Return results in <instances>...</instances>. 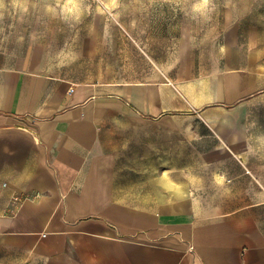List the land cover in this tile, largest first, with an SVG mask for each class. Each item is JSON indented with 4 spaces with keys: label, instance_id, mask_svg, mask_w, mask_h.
Returning <instances> with one entry per match:
<instances>
[{
    "label": "crops",
    "instance_id": "1",
    "mask_svg": "<svg viewBox=\"0 0 264 264\" xmlns=\"http://www.w3.org/2000/svg\"><path fill=\"white\" fill-rule=\"evenodd\" d=\"M46 68L35 47L0 53V264H264L252 208L176 210L162 179L247 147L242 74L73 84ZM210 104L226 107L213 127Z\"/></svg>",
    "mask_w": 264,
    "mask_h": 264
},
{
    "label": "rangeland",
    "instance_id": "2",
    "mask_svg": "<svg viewBox=\"0 0 264 264\" xmlns=\"http://www.w3.org/2000/svg\"><path fill=\"white\" fill-rule=\"evenodd\" d=\"M194 2L82 0L77 22L64 19L55 0H28L27 13L4 0L0 53L17 57L35 47L47 65L44 73L73 84L163 81L170 75L215 86L222 76L235 82L242 74L256 96L246 108L247 147L235 159L178 166L186 174L162 179L180 192L176 210L190 203L191 211L207 218L252 208L264 225V0H214L208 19L192 12ZM223 108L210 104L202 114Z\"/></svg>",
    "mask_w": 264,
    "mask_h": 264
},
{
    "label": "clouds",
    "instance_id": "3",
    "mask_svg": "<svg viewBox=\"0 0 264 264\" xmlns=\"http://www.w3.org/2000/svg\"><path fill=\"white\" fill-rule=\"evenodd\" d=\"M13 10L20 13H27L28 0H9ZM57 7L64 19H72L79 21L83 14L82 0H55ZM214 0H195L192 5V12L209 18V14L213 11ZM4 9V0H0V10ZM49 11L55 12L54 8H49ZM3 19V12L0 11V20ZM223 182L222 180L220 181Z\"/></svg>",
    "mask_w": 264,
    "mask_h": 264
},
{
    "label": "bare ground",
    "instance_id": "4",
    "mask_svg": "<svg viewBox=\"0 0 264 264\" xmlns=\"http://www.w3.org/2000/svg\"><path fill=\"white\" fill-rule=\"evenodd\" d=\"M195 102H197V99L196 100H194ZM204 119L206 120V122H207V124H209L210 126H215V124L217 123V119H218V116H217V114H209V115H207V116H204ZM216 177H218V179L219 180H221L222 179V177L220 176H216ZM162 187L163 188H167V189H169V186L168 185H166L165 183H163L162 182ZM178 193H180V192H178ZM177 193V194H178Z\"/></svg>",
    "mask_w": 264,
    "mask_h": 264
}]
</instances>
